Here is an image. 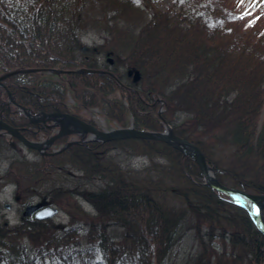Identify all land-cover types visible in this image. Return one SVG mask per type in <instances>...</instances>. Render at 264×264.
<instances>
[{
  "label": "trees",
  "instance_id": "1",
  "mask_svg": "<svg viewBox=\"0 0 264 264\" xmlns=\"http://www.w3.org/2000/svg\"><path fill=\"white\" fill-rule=\"evenodd\" d=\"M0 2L6 18L0 23L2 73H112L64 72L59 81L43 79L41 71L19 72L4 83L13 96L22 93L25 105L47 101L48 110L69 111L70 96L77 111L107 106L121 126L128 115L136 129L163 131L166 121L198 146L220 184L264 195V11L242 0H172L163 9L151 0ZM19 17L23 23L15 21ZM84 27L106 35L87 52L80 48L78 29ZM13 42L25 44L7 48ZM100 55L113 64L101 62ZM5 96L1 90L0 100ZM116 152L144 156L150 164L131 167ZM46 161L53 200L63 197L67 210L76 188L95 209L88 217L81 209L85 240L105 264H166L188 232L198 251L186 264H264V235L248 213L206 185L198 165L162 141L79 143ZM67 171L78 172L79 182L68 181ZM112 224L122 229L119 237L110 233ZM46 227L43 241L36 240L35 229L28 231L36 244L33 258L21 253L16 260L9 255L17 234L8 228L0 238V264H34L45 253L53 264H73L69 248L75 243L68 232L55 233L51 222ZM218 240L230 249L217 247Z\"/></svg>",
  "mask_w": 264,
  "mask_h": 264
},
{
  "label": "flooded vegetation",
  "instance_id": "2",
  "mask_svg": "<svg viewBox=\"0 0 264 264\" xmlns=\"http://www.w3.org/2000/svg\"><path fill=\"white\" fill-rule=\"evenodd\" d=\"M54 75L55 78L61 79L60 74ZM2 83L0 82V92L5 87ZM17 87L24 88L21 84ZM27 93L25 95H28ZM21 94L15 95L14 101L0 100V237L11 227L18 239H28V231L33 229L36 236L39 235L38 232L42 235L50 219L55 222L60 215L70 219L71 215L77 216L80 213L81 196L76 188L74 191L77 193L67 197L68 207L71 208V205L73 208L72 213L67 212L61 205L64 202L63 197L58 202L48 194L46 161L50 150L56 152V145L62 146L80 138L76 133H64L61 125H66L71 120L61 117V113L74 117H80V114L69 107V111L48 110L45 108L47 101H44V107H30L25 105ZM16 97L23 104L18 103ZM1 123L13 129L16 134L8 133ZM74 128V125H70L67 130L75 132ZM64 138L67 140L62 141ZM25 141L39 143L40 146L38 149H32ZM77 180L79 182L78 178ZM53 208L57 209V213L48 217Z\"/></svg>",
  "mask_w": 264,
  "mask_h": 264
},
{
  "label": "rangeland",
  "instance_id": "3",
  "mask_svg": "<svg viewBox=\"0 0 264 264\" xmlns=\"http://www.w3.org/2000/svg\"><path fill=\"white\" fill-rule=\"evenodd\" d=\"M138 1V0H137ZM151 2L156 5L158 8H164L172 3V0H151ZM243 3H247L248 6H254L256 8L264 11V0H242ZM105 34L98 32L97 30L88 31L85 33L83 37L84 45L91 46L97 45L99 43L104 42ZM99 59L101 62L105 60V56L100 55ZM44 77H55L52 73H44ZM120 97V96H119ZM72 102L70 101V104ZM84 117H91L95 123L104 130H109L112 128H117L119 125L116 121L112 120L109 116V109L105 106L102 109L93 108L91 110H82L80 112ZM186 115L181 114L179 119H185ZM131 122V115L127 116V125ZM74 139V138H72ZM53 147V146H51ZM116 155L119 159L125 160V162L129 163L131 167L139 168L145 167L150 164L149 159L144 156H129L127 153H118ZM190 158V157H189ZM191 159V158H190ZM215 174V173H214ZM203 175V174H202ZM204 178V177H203ZM205 183V180H204ZM82 199V200H81ZM81 204L83 208L90 212H93L92 207L86 202H83V196L80 197ZM88 226L83 222V220H79L75 223H71L67 216L60 215L55 219V229L58 233L63 234L64 231L68 232V236L71 237L73 244L69 253L73 258V264H105L100 253L97 251L96 247L92 244L86 243L85 234L87 232ZM70 231V232H69ZM110 233L113 237H119L122 233V229L119 226L112 225L110 228ZM11 246V254L9 255L11 258L15 260L18 259L21 253H25L29 257H33L34 249L36 244H33L28 239H17ZM215 245L217 247L225 246L227 250L230 249V245L228 242L223 243L221 240H218ZM198 251V244L196 239L193 237L192 232L186 233L183 238H181L170 250L166 264H186L189 263L196 255ZM80 257L86 263H81ZM54 261L51 258H46V260L42 259V257H38L34 260V264H53ZM15 264H20L18 261Z\"/></svg>",
  "mask_w": 264,
  "mask_h": 264
},
{
  "label": "water",
  "instance_id": "4",
  "mask_svg": "<svg viewBox=\"0 0 264 264\" xmlns=\"http://www.w3.org/2000/svg\"><path fill=\"white\" fill-rule=\"evenodd\" d=\"M109 62L112 63V60L109 59ZM98 72L97 70L93 69H84L81 72ZM12 73H8L2 76L1 79L11 75ZM139 76H136L135 79H138ZM66 117L74 120V122L79 126L78 130L81 134L86 132L90 133V136L87 140H101V141H110L116 139H123V138H142V139H154L163 141L172 147L181 151L184 155L193 159L196 164L199 166L205 183L215 189L218 192H221L230 199L240 205L241 207L245 208L253 222L255 223L256 227L260 232L264 234V224L260 219V212L264 208V195H254L251 193H247L241 189L228 187L220 184L216 179L214 174L213 168L209 166L206 162L205 156L203 155L202 151L192 142L176 135L171 126L167 123L164 124L165 130L163 132H152L147 130H138L134 129L133 127L129 128H118L112 129L110 131H102L97 129L95 126L86 123L78 118H75L71 115H65ZM4 128L11 131L12 133L16 134L13 129L10 127L3 125ZM27 145L32 148H39L40 144L38 143H30L27 142ZM72 143H68L65 147L69 146ZM56 210L53 209V214Z\"/></svg>",
  "mask_w": 264,
  "mask_h": 264
},
{
  "label": "bare ground",
  "instance_id": "5",
  "mask_svg": "<svg viewBox=\"0 0 264 264\" xmlns=\"http://www.w3.org/2000/svg\"><path fill=\"white\" fill-rule=\"evenodd\" d=\"M10 1V0H9ZM12 1V0H11ZM18 1V2H17ZM27 2V0H13V3L14 4H16V5H18V4H25ZM13 18V17H12ZM5 17L4 16H2L1 15V12H0V23L1 24H4V22H5ZM16 22H18V23H23L24 21L23 20H21L20 19V17L19 18H17L16 20H15ZM30 26H28V28H29ZM28 28H27V31L28 32H32V31H34V28H32L31 30H28ZM36 28V27H35ZM3 34H7V33H3ZM2 35V34H1ZM1 35H0V49L2 48V47H5V44H4V42L3 41H1ZM25 43H15V42H13V45H9V46H7V48H9V49H11V48H15L16 46H21V45H24Z\"/></svg>",
  "mask_w": 264,
  "mask_h": 264
},
{
  "label": "snow or ice",
  "instance_id": "6",
  "mask_svg": "<svg viewBox=\"0 0 264 264\" xmlns=\"http://www.w3.org/2000/svg\"><path fill=\"white\" fill-rule=\"evenodd\" d=\"M251 22V21H250Z\"/></svg>",
  "mask_w": 264,
  "mask_h": 264
}]
</instances>
